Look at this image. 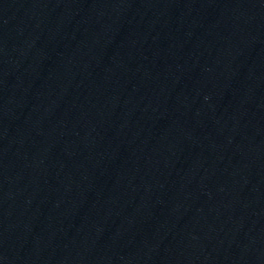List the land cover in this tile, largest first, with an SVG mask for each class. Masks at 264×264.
<instances>
[{"label":"water","instance_id":"1","mask_svg":"<svg viewBox=\"0 0 264 264\" xmlns=\"http://www.w3.org/2000/svg\"><path fill=\"white\" fill-rule=\"evenodd\" d=\"M0 264H264V0H0Z\"/></svg>","mask_w":264,"mask_h":264}]
</instances>
